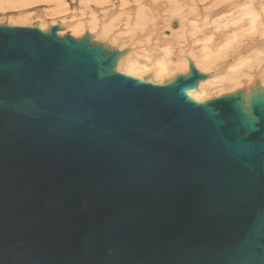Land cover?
I'll return each instance as SVG.
<instances>
[{"label": "water", "instance_id": "1", "mask_svg": "<svg viewBox=\"0 0 264 264\" xmlns=\"http://www.w3.org/2000/svg\"><path fill=\"white\" fill-rule=\"evenodd\" d=\"M61 28L0 24V264H264V87L198 101L191 60Z\"/></svg>", "mask_w": 264, "mask_h": 264}, {"label": "rangeland", "instance_id": "2", "mask_svg": "<svg viewBox=\"0 0 264 264\" xmlns=\"http://www.w3.org/2000/svg\"><path fill=\"white\" fill-rule=\"evenodd\" d=\"M0 1H1L0 2V24L20 25V26L37 25L41 29H44V30H46L50 25L60 24L62 26V28L57 31V34H59V35L70 34L73 37L76 36V38L82 37L85 34V32H87V31L93 32L94 39L92 37L91 40H95L97 42H104L105 41L109 47H112V48H115V49L122 51V53L124 54V58L121 60V63L119 64L120 66L118 64H115V69L120 71V72L126 73L130 76H133V77H137L140 79H144V80L156 82V83H165V82H168L169 80H171L177 74H183V73L187 72L189 70V61L191 60L192 63H194L195 67L197 68V70L200 73H204L207 75V78L198 81V82H200V85H196L195 90L190 91L191 95L194 96V98L196 100L198 99L199 101L205 100L207 98L219 96L222 94L234 92L237 89L243 88L244 84H249L252 81L251 78H254V77L260 76V75H261L260 77H262L260 85H261V87H264V73H263L264 72V63H263L264 62V49H262V48H264V45H263L264 44V42H263L264 41V39H263L264 38V35H263L264 34V5H263L264 1L263 0H261V1L256 0V2H254V0H240V2H235V3L231 2V4L228 2V0H212V1L211 0H205V1L199 0L202 2V3L200 2L201 7H203V5L207 6L206 3L209 2V3H211L209 5L212 6V8L214 10L213 9L210 11L205 10L204 11L205 13L201 12L198 15H197V10H195V12H193L191 14L186 13L188 11V6H190L192 2H190V4H186L183 2V0H180V1L179 0H167V1L163 0L162 5L159 7H156L157 14L154 13V12H156L155 8H152L151 11L148 10L149 5H147L145 2H143L144 0H142V1L138 0L139 2L136 0L137 2H135V3H132L131 2L132 0L131 1L129 0V3L134 5L132 10L130 9L131 11L126 10L125 7L120 6V5L117 6V8L116 7L113 8L112 3L115 2V4H119V0H111V2H112V3L110 2L111 5H109L106 2L107 4L106 3H104V4L107 6L104 5V7L103 6L101 7V4H97L96 2H94V0H91V1L85 0L86 3L83 2L84 0H54V1L53 0H48V1H46V0H41V1L40 0H37V1L33 0L32 1L33 3L30 2L31 0H22V2H20L21 0H0ZM12 1L15 4L10 3ZM168 1H170V3L171 2L172 3L169 4ZM174 1H175V4H174ZM222 1H224V2L222 3ZM251 1H253L255 4ZM3 2H5V4ZM17 2H19V4H21V5L17 4ZM91 2H93V3H91ZM141 2H142V4H141ZM177 2L180 4H177ZM2 3H3V5H2ZM136 3H137V5H136ZM220 3H221V6H218ZM251 4H253V5H251ZM95 5H96V7H95ZM172 5H174V6L172 7ZM234 5H235V7H234ZM262 5H263V8H260V7H262ZM145 6L147 8H145ZM180 6L182 9L180 8ZM185 6H187V7H185ZM223 6H224V8H222ZM141 7H143V8H141ZM53 8H55V9H53ZM123 8H124V10H122ZM240 8L241 9L243 8V9L241 10ZM247 8H249V9H247ZM137 9H139V11H136V12L133 11V10H137ZM183 9H186V10H183ZM218 9L220 10V13H219ZM103 10H104V12H103ZM109 10L111 13L109 12ZM116 10H117V12H116ZM143 10L145 12L147 11L146 14ZM153 10H155V11H153ZM239 10H240V12H239ZM101 11L103 12V14ZM119 11H122V12H119ZM148 11H150V13H152L154 15V17L152 15H151L152 17H150V13ZM172 11H174V12H172ZM226 11H227V13H226ZM257 11H259L260 14ZM130 12L132 13V15L130 14ZM133 12L135 14L137 13V15H134ZM171 12H172V14H171ZM178 12H179V14H177ZM207 12L208 13L211 12V13L208 14ZM243 12H244V15H243ZM252 12H253V15L251 16ZM255 12L258 15L257 14L255 15L254 14ZM139 13H140V15H138ZM229 13H230V15H229ZM97 14H100V15L97 16ZM200 14L201 15L203 14V16H201ZM94 15H95V17H98L99 19L95 20L96 18H93ZM103 15H105V16H103ZM107 15L109 16V18ZM157 15H159V16L157 17ZM182 15H183V17L181 18ZM204 15L206 17H204ZM110 16H112V17H110ZM129 16H130V18H129ZM131 16L134 18H132ZM135 16H137V17H135ZM141 16L142 17L146 16L145 17L146 19L145 18H144L145 20L142 19ZM188 16L199 18V19L197 21L192 20L191 21L192 24L190 23V20H188V22H186L187 23V25H186V23L183 22L182 19H184V21H185L187 18H189ZM209 16L211 19L209 18ZM21 17H22V19H21ZM138 17H140V18H138ZM148 17L151 18V20H153V21L148 19ZM202 17H203V20H207V23L204 24V26H200V24L203 23ZM232 17H233V19H232ZM106 18H108V19H106ZM219 18H220V20H219ZM249 18H251L252 20H250ZM258 18H259V20H258ZM102 19L105 21H103ZM114 19L116 20V22ZM135 19H138V20L135 21ZM175 19H177L178 21ZM213 19H215V21L217 23ZM229 19L232 22H230ZM236 19L238 22L236 21ZM242 19H244V20H242ZM113 20H114V22H113ZM201 20H202V22H201ZM68 22H70V23H68ZM140 22H142L141 24H143V25L139 26ZM148 22H150L152 24L154 22L157 24L156 26H158V27H155V28L158 30L159 35L164 37L163 39L165 41L164 40L163 41H157V40L152 39V36H154L156 31L154 32L150 28L152 24L148 25L149 24ZM197 22L200 24H198ZM144 23L146 25H144ZM209 23H210V25H208ZM226 23H228V24L226 25ZM235 23H237L238 25ZM120 24L124 27H127L128 29L123 28L122 26H120ZM193 24L196 25L195 28H193L194 27ZM197 24H198V26H197ZM221 24H222V26H221ZM248 24H250V25L253 24V25L248 26ZM224 25L226 27H224ZM205 27H207V28H205ZM210 27H212V28H210ZM220 27H222V28H220ZM251 27H252V29H251ZM253 27H255L254 30H253ZM74 28H75V30H74ZM80 28L82 29V31L84 30L83 34H82V31H79V30H81ZM142 28H143V30H142ZM235 28L238 30H236ZM260 28L261 29L263 28V29L261 30ZM77 29H79V30L77 31ZM184 29H186V30L184 31ZM224 29L226 30V33H225ZM231 29L233 31L235 30V32H233ZM135 30H137V31H135ZM221 30L224 32V34ZM255 30H257V31H255ZM74 31H75V33H73L74 35L71 34ZM76 31H77V33H76ZM150 31H151V33H150ZM238 31H239V34H238ZM261 31H263L261 33L262 35L259 34ZM133 32H137V34L139 33V35H143V36L140 37L139 35H137L136 33H133ZM231 33L235 39L233 37H231L232 36ZM76 34H78V35H76ZM209 34H211V35H209ZM172 35L174 37H172ZM218 35L220 37H217ZM190 36H194L195 38L194 37L193 38L195 40ZM208 37H209V39H208ZM181 38H182V40H181ZM184 38H186V40ZM202 38H203V40H202ZM232 38L234 40L233 42L231 41ZM223 39L224 40L227 39L228 41L227 40L222 41ZM207 40H209V41H207ZM149 41H151V42H149ZM160 42H161V44H160ZM230 42H231V44H230ZM210 43H211V46H210ZM226 43H228V44H226ZM232 43H234L235 45L237 44V47L234 44L232 45ZM261 43H262V45H261ZM157 44H159V45H157ZM162 44H164V45H162ZM206 44L208 45L207 47H206ZM215 44H216V47H215ZM221 44H223L224 46ZM209 46L212 49H210ZM225 46L227 47L226 49H224ZM228 46H230V47H228ZM251 46H253V47L251 48ZM234 47H236V48L233 49ZM257 47H259V48H257ZM205 48H206V50H205ZM222 49L224 50L223 52H222ZM229 49H230V51H229ZM123 50H126V52L124 53ZM206 51H207V53H205ZM228 51H229V53H228ZM230 52H233V53L231 54ZM200 53H201V55H200ZM237 53L239 56L236 55ZM209 54H210V56H208ZM262 56H263V58H262ZM229 57H230V59H229ZM208 58H209V60L206 61ZM231 58L232 59L235 58V60H232ZM254 59H256V60H254ZM215 60H217V62ZM213 61L216 63L214 64ZM259 61L261 62V64H258V63H260ZM226 62H228V64L225 66ZM130 64H131V66H130ZM179 64H181V65L179 66ZM204 64H205V66L203 67ZM126 66H128V67H126ZM232 66H233L234 70L232 69ZM162 67H163V69H162ZM258 67H260V68H258ZM149 68H151V69H149ZM154 68H156V69H154ZM257 68H258V70H257ZM254 73H257V75L254 76ZM232 74L235 75L236 77L234 76V78H232L231 77ZM209 75H212L211 76L212 78ZM243 82H245V83H243ZM236 83H237V85H234ZM247 88H249V87H247ZM249 89H247V90H249Z\"/></svg>", "mask_w": 264, "mask_h": 264}, {"label": "bare ground", "instance_id": "3", "mask_svg": "<svg viewBox=\"0 0 264 264\" xmlns=\"http://www.w3.org/2000/svg\"><path fill=\"white\" fill-rule=\"evenodd\" d=\"M32 1H33V0H31L30 2H32ZM36 1H37V0H36ZM40 1H41V0H40ZM46 1H48V0H46ZM53 1H54V0H53ZM86 1H87V0H86ZM90 1H91V0H90ZM130 1H131V0H130ZM137 1H138V0H137ZM137 1H136V0H132L131 2H132V3H135V2H137ZM140 1H142V0H140ZM162 1H163V0H144L143 2H145L147 5H149V6H148V8H149L148 10L151 11L152 8H155L156 12H154V13L157 14V9H156V7L161 6L162 3H163ZM166 1H167V0H166ZM179 1H180V0H179ZM203 1H205V0H203ZM211 1H212V0H211ZM260 1H261V0H260ZM263 1H264V0H263ZM0 2H1V1H0ZM20 2H22V0H21ZM44 2H45V1H44ZM83 2H85V0H84ZM94 2H96L97 4H101V7H102V6L104 7V5H105L104 3H106V2H107L109 5H111V3H112L111 0H94ZM110 2H111V3H110ZM138 2H139V1H138ZM168 2H169V4L172 3V2L170 3V1H168ZM183 2L186 3V4H190V2H192L191 5L188 6V11L186 12V13H190V14L193 13V12H195V10H197V15H198V14L201 13V12L205 13V12H204L205 10L210 11V10L213 9L212 6L209 5V4H211V3H209V2L206 3L207 6L203 5V7L200 6V2H201V1H199V0H183ZM217 2H218V1H217ZM223 2H224V1H222V3H223ZM228 2L231 4V2H234V3H235V2H240V0H228ZM228 2H227V3H228ZM251 2H253V1H251ZM251 2H250V3H251ZM254 2H256V0H254ZM254 2H253V3H254ZM257 2H258V1H257ZM3 3L5 4V2H3ZM3 3H2V5H3ZM10 3L13 4L14 2L12 1V2H10ZM32 3H33V2H32ZM85 3H86V2H85ZM91 3H93V2H91ZM107 3H106V4H107ZM201 3H202V2H201ZM215 3H216V2H215ZM245 3H246V2H245ZM259 3H260V2H259ZM263 3H264V2H263ZM14 4H15V3H14ZM17 4H19V2H17ZM26 4H27V3H26ZM26 4H25V5H26ZM102 4H103V5H102ZM112 4H113V8H114V7L117 8V6L120 5V6L125 7L126 10H129V11H131L132 8L134 7L133 4L129 3V0H119V4H115V2H113ZM139 4H140V3H139ZM141 4H142V2H141ZM174 4H175V1H174ZM177 4H180V3L177 2ZM230 4H229V5H230ZM254 4H255V3H254ZM19 5H21V4H19ZM28 5H29V4H28ZM136 5H137V3H136ZM144 5H145V4H144ZM164 5H165V4H164ZM208 5H209V6H208ZM222 5H223V4H222ZM251 5H253V4H251ZM256 5H257V4H256ZM258 5H259V4H258ZM263 5H264V4H263ZM263 5H262V7H260V8H263ZM105 6H107V5H105ZM173 6H174V5H172V7H173ZM218 6H221V3H220ZM218 6H217V7H218ZM226 6H227V5H226ZM237 6H238V5H237ZM243 6H244V5H243ZM254 6H255V5H254ZM260 6H261V5H260ZM89 7H90V6H89ZM95 7H96V5H95ZM99 7H100V6H99ZM135 7H136V6H135ZM138 7H139V6H138ZM143 7H144V6H143ZM143 7H141V8H143ZM185 7H187V6H185ZM228 7H229V6H228ZM234 7H235V5H234ZM250 7H251V6H250ZM90 8H91V7H90ZM90 8H89V9H90ZM116 8H115V9H116ZM145 8H147V7L145 6ZM165 8H166V7H165ZM169 8H170V7H169ZM175 8H176V7H175ZM180 8H181V6H180ZM183 8H184V7H183ZM222 8H224V6H223ZM252 8H253V7H252ZM53 9H55V8H53ZM102 9H103V8H102ZM109 9H110V8H109ZM130 9H131V10H130ZM134 9H135V8H134ZM163 9H164V8H163ZM181 9H182V8H181ZM186 9H187V8H186ZM186 9H183V10H186ZM240 9H241V8H240ZM242 9H243V8H242ZM242 9H241V10H242ZM247 9H249V8H247ZM247 9H246V10H247ZM106 10H107V9H106ZM120 10H121V9H120ZM122 10H124V8H123ZM145 10H146V9H145ZM155 10H153V11H155ZM213 10H214V9H213ZM218 10H219V9H218ZM221 10H222V9H221ZM228 10H229V9H228ZM112 11H113V10H112ZM133 11L136 12V11H139V9H137V10H133ZM143 11H144V10H143ZM150 11H148V12L150 13ZM177 11H178V10H177ZM222 11H223V10H222ZM224 11H225V10H224ZM236 11H237V10H236ZM249 11H250V10H249ZM255 11H256V10H255ZM259 11H260V10H259ZM259 11H257V12L259 13ZM101 12H102V11H101ZM103 12H104V10H103ZM103 12H102V14H103ZM109 12H110V10H109ZM116 12H117V10H116ZM119 12H122V11H119ZM126 12H127V11H126ZM126 12H125V13H126ZM144 12H145V11H144ZM146 12H147V11H146ZM146 12H145V14H146ZM172 12H174V11H172ZM172 12H171V14H172ZM239 12H240V10H239ZM253 12H254V11H253ZM253 12H252L251 16L253 15ZM66 13H67V12H66ZM98 13H99V12H98ZM105 13H106V12H105ZM110 13H111V12H110ZM128 13H129V12H128ZM133 13H134V12H133ZM207 13H208V12H207ZM209 13H211V12H209ZM209 13H208V14H209ZM217 13H218V12H217ZM219 13H220V10H219ZM224 13H225V12H224ZM226 13H227V11H226ZM250 13H251V12H250ZM130 14L132 15L131 12H130ZM130 14H129V15H130ZM156 14H155V15H156ZM174 14H175V13H174ZM177 14H179V12H178ZM245 14H246V13H245ZM254 14L256 15L257 13L255 12ZM259 14H260V13H259ZM98 15H100V14H97V16H98ZM108 15H109V14H108ZM108 15H107V16H108ZM111 15H112V14H111ZM127 15H128V14H127ZM134 15H137V13H136V14L134 13ZM138 15H140V13H139ZM148 15H149V14H148ZM151 15L154 17V15H153L152 13H150V17H152ZM159 15H160V14H159ZM159 15H157V17H158ZM183 15H184V14H183ZM183 15L181 16V18L183 17ZM195 15H196V14H195ZM200 15H201V14H200ZM205 15H206V14H205ZM205 15H204V17L207 16V15H206V16H205ZM210 15H211V14H210ZM219 15H220V14H219ZM219 15H218V16H219ZM224 15H225V14H224ZM229 15H230V13H229ZM232 15H233V14H232ZM238 15H239V14H238ZM243 15H244V12H243ZM243 15H242V16H243ZM247 15H248V14H247ZM257 15H258V14H257ZM103 16H105V15H103ZM113 16H114V15H113ZM160 16H161V15H160ZM170 16H171V15H170ZM201 16H203V14H202ZM213 16H214V15H213ZM236 16H237V15H236ZM245 16H246V15H245ZM110 17H112V16H110ZM122 17H123V16H122ZM131 17H132V16H131ZM135 17H137V16H135ZM141 17H142V16H141ZM145 17H146V16L142 17V19H144ZM155 17H156V16H155ZM165 17H166V16H165ZM175 17H176V16H175ZM186 17H187V16H186ZM188 17H189V16H188ZM214 17H215V16H214ZM248 17H249V16H248ZM259 17H260V16H259ZM93 18H96L95 20L99 19L98 17H95V15H94ZM101 18H102V17H101ZM104 18H105V17H104ZM108 18H109V16H108ZM108 18H106V19H108ZM115 18H116V17H115ZM129 18H130V16H129ZM132 18H134V17H132ZM138 18H140V17H138ZM209 18H210V16H209ZM212 18H213V17H212ZM223 18H224V17H223ZM243 18H244V17H243ZM246 18H247V17H246ZM251 18H252V17H251ZM251 18H249V19L252 20ZM253 18H254V17H253ZM262 18H263V17H262ZM21 19H22V17H21ZM121 19H122V18H121ZM145 19H146V18H145ZM145 19H144V20H145ZM148 19L151 20V18H149V17H148ZM153 19H154V18H153ZM198 19H199V18H195V17H191V16H190V17L187 18L185 21H184V19H182V21L186 23V22H188V20H190V23L192 24V22H191L192 20H196V21H197ZM210 19H211V18H210ZM224 19H225V18H224ZM232 19H233V17H232ZM232 19H231V20H232ZM249 19H248V20H249ZM256 19H257V18H256ZM83 20H84V19H83ZM92 20H93V19H92ZM102 20H103V19H102ZM114 20H115V19H114ZM114 20H113V22H114ZM123 20H124V19H123ZM127 20H128V19H127ZM136 20H138V19H135V21H136ZM150 20H149V21H150ZM175 20H177V19H175ZM179 20H180V19H179ZM202 20H203V17H202ZM202 20H201V22H202ZM213 20L215 21V19H213ZM219 20H220V18H219ZM242 20H244V19H242ZM250 20H249V21H250ZM258 20H259V18H258ZM103 21H105V20H103ZM118 21H119V20H118ZM125 21H126V20H125ZM151 21H153V20H151ZM151 21H150V22H151ZM156 21H157V20H156ZM177 21H178V20H177ZM229 21H230V19H229ZM236 21H237V19H236ZM236 21H235V22H236ZM240 21H241V20H240ZM82 22H83V21H82ZM110 22H111V21H110ZM110 22H109V23H110ZM115 22H116V20H115ZM121 22H122V21H121ZM142 22H143V21H142ZM142 22H140V25H139V26L143 25V24H141ZM150 22H148L149 24H148V23H147V24H148V25L152 24V23H150ZM179 22H180V21H179ZM209 22H210V21H209ZM215 22H216V21H215ZM230 22H232V21H230ZM237 22H238V21H237ZM68 23H70V22H68ZM127 23H128V22H127ZM131 23H132V22H131ZM159 23H160V22H159ZM181 23H182V22H181ZM185 23H184V24H185ZM197 23H198V22H197ZM206 23H207V20H203V23H202L203 25L200 24V23H198V24H200V26H204V24H206ZM216 23H217V22H216ZM256 23H257V22H256ZM260 23H261V22H260ZM260 23H259V24H260ZM100 24H101V23H100ZM110 24H111V23H110ZM110 24H109V25H110ZM122 24H123V23H122ZM138 24H139V23H138ZM198 24H197V26H198ZM227 24H228V23H226V25H227ZM235 24H237V23H235ZM242 24H243V23H242ZM250 24H251V23H250ZM250 24H248V26H249ZM253 24H254V23H253ZM253 24H252V25H253ZM261 24H262V23H261ZM134 25H135V24H134ZM144 25H146V24L144 23ZM156 25H157V24L153 22V24H152L151 27H150L154 32L156 31V33L154 34V36H152L153 34L151 35V36H152V39L157 40V41H163V40H164V39H163L164 37H162V36L159 35L158 30L155 28V27H158V26H156ZM186 25H187V23H186ZM208 25H210V23H209ZM233 25H234V24H233ZM237 25H238V24H237ZM252 25H250V26H252ZM255 25H256V24H255ZM78 26H79V25H78ZM120 26H122V25L120 24ZM193 26H194L193 28L196 27V25H194V24H193ZM212 26H213V25H212ZM221 26H222V24H221ZM229 26H230V25H229ZM231 26H232V25H231ZM94 27H95V26H94ZM122 27H123V28H127V27H124V26H122ZM137 27H138V26H137ZM224 27H226V26L224 25ZM241 27H242V26H241ZM243 27H244V26H243ZM129 28H130V27H129ZM144 28H145V27H144ZM200 28H201V27H200ZM205 28H207V27H205ZM210 28H212V27H210ZM210 28H209V29H210ZM220 28H222V27H220ZM254 28H255V27H253V30H254ZM80 29H81V28H80ZM127 29H128V28H127ZM131 29H132V28H131ZM135 29H136V28H135ZM148 29H149V28H148ZM235 29H236V28H235ZM251 29H252V27H251ZM260 29H261V28H260ZM260 29H259V30H260ZM262 29H263V28H262ZM262 29H261V30H262ZM74 30H75V28H74ZM78 30H79V29H77V31H78ZM85 30H86V29H85ZM113 30H114V29H113ZM116 30H117V29H116ZM142 30H143V28H142ZM145 30H146V29H145ZM159 30H160V29H159ZM185 30H186V29H184V31H185ZM207 30H208V29H207ZM207 30H206V31H207ZM231 30H232V29H231ZM236 30H238V29H236ZM71 31H72V30H71ZM77 31H76V33H77ZM79 31H82V29L79 30ZM83 31H84V30H83ZM83 31H82V34H83ZM89 31H90V30H89ZM94 31H95V30H94ZM114 31H115V30H114ZM125 31H126V30H125ZM133 31H134V30H133ZM135 31H137V30H135ZM204 31H205V30H204ZM204 31H203V32H204ZM213 31H214V30H213ZM215 31H216V30H215ZM221 31H222V30H221ZM224 31H225V33H226V30H225V29H224ZM232 31H233V30H232ZM255 31H257V30H255ZM115 32H116V31H115ZM130 32H131V31H130ZM147 32H148V31H147ZM222 32H223V31H222ZM233 32H235V30H234ZM262 32H263V31H261L259 34L262 35V34H261ZM70 33H71V32H70ZM73 33H75V31L72 32L71 34H73ZM78 33H79V32H78ZM86 33H89V34L93 37V39H94V34H93V32H88V31H87V32H85V34H86ZM113 33H114V32H113ZM133 33H136V34H137V32H133ZM148 33H149V32H148ZM150 33H151V31H150ZM152 33H153V32H152ZM255 33H256V32H255ZM161 34H162V33H161ZM223 34H224V32H223ZM238 34H239V31H238ZM73 35H74V34H73ZM76 35H78V34H76ZM124 35H125V34H124ZM134 35H135V34H134ZM137 35H139V33H138ZM168 35H169V34H168ZM207 35H208V34H207ZM207 35H206V36H207ZM209 35H211V34H209ZM213 35H214V34H213ZM231 35H232V33H231ZM240 35H241V34H240ZM263 35H264V34H263ZM110 36H111V35H110ZM128 36H129V35H128ZM131 36H132V35H131ZM135 36H136V35H135ZM139 36L141 37V36H143V35H139ZM198 36H199V35H198ZM222 36H223V35H222ZM236 36H237V35H236ZM75 37H76V36H75ZM98 37H99V36H98ZM112 37H113V36H112ZM120 37H121V36H120ZM144 37H145V36H144ZM172 37H174V36L172 35ZM176 37H177V36H176ZM190 37L193 38L194 36H190ZM209 37H210V36H209ZM209 37H208V39H209ZM214 37H215V36H214ZM217 37H220V36L218 35ZM228 37H229V36H228ZM231 37L234 38L233 35H232ZM238 37H239V36H238ZM129 38H130V37H129ZM194 38H195V37H194ZM194 38H193V39H194ZM212 38H213V37H212ZM233 38H232V40H231L232 42L234 41ZM253 38H254V37H253ZM91 39H92V38H91ZM150 39H151V38H150ZM184 39L186 40V38H184ZM189 39H190V38H189ZM213 39H214V38H213ZM234 39H235V38H234ZM263 39H264V38H263ZM181 40H182V38H181ZM187 40H188V39H187ZM194 40H195V39H194ZM202 40H203V38H202ZM211 40H212V39H211ZM225 40H227V39H225ZM225 40L223 39L222 41H225ZM94 41H95V40H94ZM164 41H165V40H164ZM188 41H189V40H188ZM188 41H187V42H188ZM207 41H209V40H207ZM227 41H228V40H227ZM104 42H105V41H104ZM149 42H151V41H149ZM187 42H186V43H187ZM195 42H196V41H195ZM213 42H214V41H213ZM260 42H261V41H260ZM263 42H264V41H263ZM155 43H156V42H155ZM228 43H229V42H228ZM228 43H226V44H228ZM160 44H161V42H160ZM187 44H188V43H187ZM204 44H205V43H204ZM208 44H209V43H208ZM212 44H213V43H212ZM219 44H220V43H219ZM226 44H225V45H226ZM230 44H231V42H230ZM233 44H234V43H232V45H233ZM257 44H258V43H257ZM109 45H110V44H109ZM157 45H159V44H157ZM162 45H164V44H162ZM192 45H193V44H192ZM213 45H214V44H213ZM213 45H212V46H213ZM221 45H223V44H221ZM221 45H220V46H221ZM234 45H235V44H234ZM254 45H255V44H254ZM261 45H262V43H261ZM263 45H264V44H263ZM160 46H161V45H160ZM193 46H194V45H193ZM207 46H208V45L206 44V47H207ZM210 46H211V43H210ZM210 46H209V47H210ZM223 46H224V45H223ZM223 46H222V47H223ZM235 46L237 47V44H236ZM215 47H216V44H215ZM228 47H230V46H228ZM232 47H233V46H232ZM236 47H234L233 49H235ZM248 47H249V46H248ZM252 47H253V46H251V48H252ZM259 47H260V46H259ZM259 47H257V48H259ZM187 48H188V47H187ZM226 48H227V47L225 46L224 49H226ZM208 49H209V48H208ZM208 49H207V50H208ZM210 49H212V48L210 47ZM231 49H232V48H231ZM233 49H232V50H233ZM241 49H242V48H241ZM255 49H256V48H255ZM262 49H264V48H262ZM196 50H197V49H196ZM205 50H206V48H205ZM243 50H244V49H243ZM250 50H251V49H250ZM256 50H257V49H256ZM223 51H224V50L222 49V52H223ZM229 51H230V49H229ZM229 51H228V53H229ZM252 51H253V50H252ZM191 52H192V51H191ZM197 52H198V51H197ZM208 52H209V51H208ZM245 52H246V51H245ZM205 53H207V51H206ZM211 53H212V52H211ZM211 53H210V54H211ZM228 53H227V54H228ZM230 53L232 54L233 52H230ZM235 53H236V52H235ZM242 53H243V52H242ZM251 53H252V52H251ZM197 54H198V53H197ZM210 54H209L208 56H210ZM217 54H218V53H217ZM239 54H240V53H239ZM245 54H246V53H245ZM260 54H261V53H260ZM141 55H142V54H141ZM200 55H201V53H200ZM206 55H207V54H206ZM222 55H223V54H222ZM234 55H235V54H234ZM236 55L239 56L238 53H237ZM208 56H207V57H208ZM224 56H225V55H224ZM244 56H245V55H244ZM250 56H251V55H250ZM252 56H253V55H252ZM232 57H233V56H232ZM240 57H241V56H240ZM123 58H124V54L122 53V54H121L120 56H118V58L116 59V63H115V64H118V65H119V64L121 63V60H122ZM238 58H239V57H238ZM262 58H263V56H262ZM227 59H228V58H227ZM229 59H230V57H229ZM231 59H232V58H231ZM208 60H209V58H208L206 61H208ZM217 60H218V59H217ZM217 60H215V61L217 62ZM232 60H235V58L232 59ZM254 60H256V59H254ZM261 60H262V59H261ZM150 61H151V60H150ZM221 61H222V60H221ZM223 61H224V60H223ZM225 61H226V60H225ZM238 61H239V60H238ZM246 61H247V60H246ZM146 62H147V61H146ZM213 62H214V61H213ZM216 62H214V64H215ZM259 62H260V61H259ZM218 63H219V62H218ZM263 63H264V62H263ZM159 64H160V63H159ZM227 64H228V62H226L225 66H226ZM229 64H230V63H229ZM234 64H235V63H234ZM258 64H261V62L258 63ZM180 65H181V64H179V66H180ZM211 65H212V64H211ZM223 65H224V64H223ZM251 65H252V64H251ZM119 66H120V65H119ZM130 66H131V64H130ZM204 66H205V64L203 65V67H204ZM213 66H214V65H213ZM256 66H257V65H256ZM126 67H128V66H126ZM126 67H125V68H126ZM234 67H235V66H234ZM262 67H263V66H262ZM131 68H132V67H131ZM184 68H185V67H184ZM230 68H231V67H230ZM258 68H260V67H258ZM258 68H257V70H258ZM119 69H120V68H119ZM147 69H148V68H147ZM149 69H151V68H149ZM154 69H156V68H154ZM154 69H153V70H154ZM159 69H160V68H159ZM162 69H163V67H162ZM162 69H161V70H162ZM209 69H210V68H209ZM224 69H225V68H224ZM232 69H233V66H232ZM233 70H234V69H233ZM238 70H239V69H238ZM259 70H260V69H259ZM143 71H144V70H143ZM243 71H244V70H243ZM227 72H228V71H227ZM236 72H237V71H236ZM236 72H235V73H236ZM225 73H226V72H225ZM232 73H233V72H232ZM263 73H264V72H263ZM132 74H133V73H132ZM134 75H135V74H134ZM212 75H213V74H212ZM212 75H209V76L211 77ZM249 75H250V74H249ZM256 75H257V73H254V76H256ZM234 76H235V75L232 74L231 77L234 78ZM251 76H252V75H251ZM260 76H261V75H260ZM260 76H256V77H254V78H251L252 81H251L249 84H244V90H245L244 93H245V94L248 93V92H249L251 89H253V88L261 87V85H260L261 83H260V82H261V80H262V77H260ZM235 77H236V76H235ZM247 77H248V76H247ZM211 78H212V77H211ZM222 78H223V77H222ZM249 78H250V77H249ZM240 79H241V78H240ZM211 80H212V79H211ZM219 81H220V80H219ZM240 81H241V80H240ZM229 83H230V82H229ZM232 83H233V82H232ZM243 83H245V82H243ZM197 85H200V82H198ZM232 85H233V84H232ZM234 85H237V83L234 84ZM262 85H263V84H262ZM214 86H215V85H214ZM214 86H213V87H214ZM236 87H237V86H236ZM238 87H239V86H238ZM247 87H249L250 89L247 88ZM246 88L249 89V90H247ZM190 91H191V90H190ZM190 91H188V94H189L192 98H194V96L191 95ZM194 99H195V98H194ZM195 100H196V99H195ZM197 100H198V99H197ZM198 101H199V100H198Z\"/></svg>", "mask_w": 264, "mask_h": 264}]
</instances>
